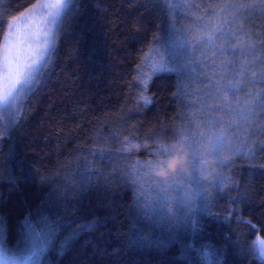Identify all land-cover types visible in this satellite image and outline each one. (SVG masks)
Masks as SVG:
<instances>
[{
  "label": "trees",
  "instance_id": "16d2710c",
  "mask_svg": "<svg viewBox=\"0 0 264 264\" xmlns=\"http://www.w3.org/2000/svg\"><path fill=\"white\" fill-rule=\"evenodd\" d=\"M35 1L0 0V42L8 21ZM165 2L173 6L171 15ZM262 2L76 0L74 11L59 27L39 83L16 105L19 119L13 126L9 111L0 115V128L8 130L0 138V218L9 246L20 239L26 216L31 213L35 219L38 210L51 209L70 227L61 231L47 254L48 264H205L185 247L188 244L213 246L218 253L213 264H264L248 250L257 237L264 239V112L258 104L243 103L254 97L264 101ZM209 7L219 15L211 16ZM198 18L224 25V36L217 42L234 50L229 75L243 84L241 103L233 99L231 112H212V123L203 106L217 101L205 96L204 76L212 74V57L223 61L221 53L209 50L203 69L185 72L179 81L187 93L183 98L175 94L176 74L152 70L157 63H186L191 58V48L181 42L195 33ZM203 52L201 48L196 55ZM141 78L147 79L146 90ZM142 95L151 102L145 104ZM249 108L255 113L251 120L233 123ZM216 125L226 136V147L219 152L228 164L220 168L223 188L208 190L211 214H198V231L177 230L179 243H131L133 223L150 240L169 236L154 215L148 218L139 207L154 205L159 188L149 181L138 191L140 186L131 182V167L137 161L160 163L172 156L162 155L163 150L180 143L182 136L209 146ZM129 140L149 148H134L131 154L116 151ZM157 145L161 155H148ZM210 150L203 149L206 159L220 158ZM85 158L94 175L80 189ZM191 183L187 177L180 188ZM180 188L168 192L174 210ZM77 224L90 228L79 231L58 254L59 243Z\"/></svg>",
  "mask_w": 264,
  "mask_h": 264
},
{
  "label": "snow or ice",
  "instance_id": "6c2138e0",
  "mask_svg": "<svg viewBox=\"0 0 264 264\" xmlns=\"http://www.w3.org/2000/svg\"><path fill=\"white\" fill-rule=\"evenodd\" d=\"M76 0H40L34 4L26 14L13 17L8 21L7 29L3 32L2 42H0V111L7 110L11 116L12 125L14 126L19 119V109L16 107L20 98L31 92L39 83V76L42 75L47 66L48 58L55 45L56 37L60 25L64 19L74 11ZM187 6V5H185ZM195 7V5H191ZM219 6L218 3L216 7ZM264 8V2L260 4ZM173 6L165 2L166 13L171 15ZM211 16H218L215 8H208ZM201 21L197 25L195 33H189V38L183 40L182 44H187L191 48L192 56L187 59L186 63H157L153 66V72L158 73H174L177 76L178 84L176 95L183 98L186 96L185 85L179 82L182 80L185 72L196 74L197 68H204L205 62L209 59L207 52L209 50L216 51L222 54L223 61L217 63L215 57H212L213 71L211 75L205 74L206 93L208 100L213 98L217 101V105L206 103L203 106V111L209 116V123H212L211 113L215 111L231 112V104L233 99L236 103H241L239 91L243 84L239 80L230 77V67L234 65L231 56L235 54L233 49L225 48L218 39L224 36V25L220 22H215L211 19L205 21V18H198ZM203 49V55H196L199 49ZM143 89H147V79L141 78ZM225 93H232L233 98L230 99ZM145 104L150 103L147 96H141ZM243 103H255L264 112V101L260 98H252L244 100ZM228 106V107H225ZM255 115L251 108L245 114L241 112L239 119L233 123L239 124L242 119L251 120ZM264 130V126H261ZM8 135V130L0 128V138ZM180 143H187L192 152V161L196 166L197 171L190 174L192 183L184 185L180 188L179 182L173 183L159 188V196L154 205H139L148 218L155 216V223L166 227L169 236L167 240H150L141 235L136 229L137 226L133 223V233L130 237V242L156 244L157 246H167L172 243H179L177 230L191 228L192 231H198V214L204 213L208 209L209 188L216 187L218 190L223 188V173L221 172L216 178L208 183H205L199 175V169L203 167L206 161V153L203 149L207 145H201L195 140H190L188 137L182 136ZM223 144V134L217 136L213 142V147L210 150L220 156L222 163L220 168H226L228 160L225 159L219 152V147ZM134 141L122 143L121 147L116 151L131 154L136 147ZM159 145L155 151L149 150L148 155L159 157L161 153L158 151ZM175 145H171L163 150L162 155L169 156L175 154ZM239 149L237 150V152ZM159 164L157 161L140 162L137 161L131 167V182L134 185L140 186L138 191L147 187L149 183L148 176L151 170ZM93 172L90 162L87 158L84 159L79 177L80 189L86 188L93 179ZM180 188L177 196L174 198L176 209H172L168 199L169 189ZM250 225L254 231H258L256 225H252L250 221H243ZM70 225L63 220L53 210L40 209L37 216L33 219L30 213L21 222L20 232L21 237L14 247L9 246L7 242V233L5 221L0 218V264H47L46 257L50 250L57 245V238L61 231ZM90 225L77 224L68 235L59 243L58 254L63 253V249L67 246L71 239L75 238L81 230H88ZM185 247L196 251L205 264H213L214 258L218 261V253L211 245H203L201 248H196L192 244ZM249 252L258 260L264 261V239L257 237L253 240L249 247Z\"/></svg>",
  "mask_w": 264,
  "mask_h": 264
},
{
  "label": "clouds",
  "instance_id": "9594fccd",
  "mask_svg": "<svg viewBox=\"0 0 264 264\" xmlns=\"http://www.w3.org/2000/svg\"><path fill=\"white\" fill-rule=\"evenodd\" d=\"M131 141V140H129ZM137 151H146L148 144L136 143ZM175 154L168 157L151 170L148 179L154 186L161 188L173 183L181 182L190 174H194L197 169L192 161L191 150L184 143H174ZM222 163L218 157H210L206 159L203 167L199 169V175L204 182L213 181L220 173L219 165Z\"/></svg>",
  "mask_w": 264,
  "mask_h": 264
},
{
  "label": "rangeland",
  "instance_id": "374dc122",
  "mask_svg": "<svg viewBox=\"0 0 264 264\" xmlns=\"http://www.w3.org/2000/svg\"><path fill=\"white\" fill-rule=\"evenodd\" d=\"M38 2H40V0H36V1L33 2L31 5H29L26 9H24L23 11H21L19 14L15 15L14 17L21 16V14H26V13L28 12V10L31 9L32 6H33L34 4H36V3H38ZM12 18H13V17H12ZM12 18H11V19H12ZM11 19H10V20H11ZM6 112H7V110L0 111V115L5 114ZM219 126H220V125H219ZM219 126L216 125L214 131H213V128H212V130H211V132H213V134L210 136L211 140H209V142H208V145H209L208 147H209V149H212V147H213V142L215 141L216 137H217V136H220L221 134H223V144H222V146L219 147L218 150L221 151V150L225 149V147H226V143H225L226 136L224 135L223 131L219 129ZM46 261H47V260H46ZM263 262H264V261H263ZM47 264H48V261H47Z\"/></svg>",
  "mask_w": 264,
  "mask_h": 264
}]
</instances>
